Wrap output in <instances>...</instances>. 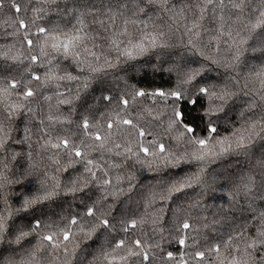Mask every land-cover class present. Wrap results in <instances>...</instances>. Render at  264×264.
Masks as SVG:
<instances>
[{
	"label": "trees",
	"instance_id": "16d2710c",
	"mask_svg": "<svg viewBox=\"0 0 264 264\" xmlns=\"http://www.w3.org/2000/svg\"><path fill=\"white\" fill-rule=\"evenodd\" d=\"M261 13L264 0H0V264H264Z\"/></svg>",
	"mask_w": 264,
	"mask_h": 264
},
{
	"label": "snow or ice",
	"instance_id": "6c2138e0",
	"mask_svg": "<svg viewBox=\"0 0 264 264\" xmlns=\"http://www.w3.org/2000/svg\"><path fill=\"white\" fill-rule=\"evenodd\" d=\"M52 2H55V0H52ZM222 2H223V0H221V3H222ZM148 3H150V4H153V3H159L161 6H166L167 0H148ZM208 3H209V4L212 3V0H208ZM236 7H239V5H236ZM16 11L18 12V11H19V8H17ZM85 14H86V13H85L84 11H80V12H79V17H83ZM261 15L264 16V13H261ZM79 17H78V21H77V22L80 23L81 25H83V20L80 19ZM113 19H114V18H113ZM100 23L103 24L104 21H100ZM20 26H21L22 28L27 27V26L24 24L23 21L20 22ZM257 26H258V25H257ZM81 30H82V28H81ZM44 31H45L44 28H41V29H40V32H41V33H43ZM80 39H82V37H80V36H72V37L68 38L67 42L63 44V48H64L65 53L67 54V53L69 52L70 47H75V46H76V42L79 41ZM152 42L155 43V39H154V38H153V41H152ZM113 43H115V41H113ZM28 44L31 45V44H32V41H31V40H28ZM54 47H57V45H54ZM125 54L128 55V56H131V55H132V53H131L130 51L126 52ZM32 60H33V62H35V61H36V57H35V56L32 57ZM257 75H258V76H264V70H262L261 72L257 73ZM33 79H37V80H39L40 77H39V76H34ZM262 84H264V80H262ZM16 86H17V85H16L15 82H12V83L10 84V87H11V88H15ZM5 91H7V89H5ZM200 91L206 93V92H207V89H203V88H202V89H200ZM32 95H33V92H32L31 90H27V91L24 93V98L26 99L27 97H31ZM137 95L143 96L144 93H143V92H138ZM159 95H164V93L161 92V93H159ZM172 95L175 96L176 99H180V98H181L179 93H172ZM106 99H107V97H106ZM123 103H124L125 105H127L128 101H127V100H124ZM179 115H180V114L177 113V116H178V117H179ZM124 123H125V124H130L131 122L126 120V121H124ZM111 126H112V125L109 124V127H111ZM83 127H84L85 129H87V128L89 127V124H88L87 120L84 121V123H83ZM188 131H189V132H192L193 129H192V128H188ZM210 131L215 132L216 129H215V128H212V129H210ZM0 132H3V128H2V127H0ZM141 135H143V133H141ZM95 138H96L97 140H99V139H100V136L97 135ZM244 139H245V138H244L243 136H241V137L238 139V141H237V147H238V148H243V147L246 146L245 143H244ZM199 143H200V145H201L202 147L205 145V141H203V140H201ZM221 143H223V142H221ZM63 144H64L65 147L68 146V142H67V141H64ZM53 146H54V147H58V145H53ZM163 150H164V149H163V146L161 145V151H163ZM144 151H145V153L147 154V151H148V150H147V149H144ZM76 155H77V156H80L81 153H80L79 151H76ZM197 158H198V159H201L202 157H197ZM246 186H247V185H246ZM40 199H47V196L41 197ZM25 203L30 205V204H32V203H35V201H26ZM92 214H93V210H92L91 208H89L88 211H87V215L91 216ZM4 219H5V218H4L3 216H0V232H2V231L5 229ZM76 222H77V221H76L75 219H73V220L71 221L72 224H76ZM102 223H103V225H104L105 227H108V221H107V220L102 221ZM131 226H132V227H135V223L133 222V224H132ZM36 227H37V228L39 227V222H37ZM189 227H190V225H189L188 223H184V224H183V228H184V229H188ZM125 230H127V229H125ZM21 235H27V234H26V233H22ZM69 238H70L69 233H68V232H65V233H64V236H63L64 241L69 240ZM43 239L47 240V241L49 242L50 245L57 246V245L55 244V242H54V240H53V237H52L51 235L44 236ZM179 243H180L181 245H183L185 242H184L183 239H181V240L179 241ZM135 245H136V248H137V249L141 248V242H140V241H135ZM123 246H124V242H123V241H120L119 243L116 244V247H117V248H121V247H123ZM219 250H220V249H219V246H217V247L215 248V251L219 252ZM129 254H130V255H140L139 252H130ZM168 256H169V259L172 258V254H171V253H169ZM196 257H197L198 259H201V260H202V259H204V253H203V252H197V253H196ZM105 259H107V256L105 257ZM143 259H144V260H147V259H148V256L145 254L144 257H143Z\"/></svg>",
	"mask_w": 264,
	"mask_h": 264
}]
</instances>
